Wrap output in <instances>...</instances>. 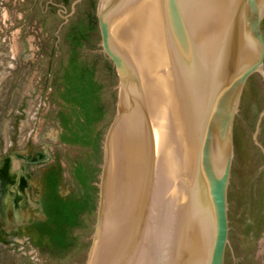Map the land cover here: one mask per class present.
<instances>
[{"label":"water","instance_id":"obj_1","mask_svg":"<svg viewBox=\"0 0 264 264\" xmlns=\"http://www.w3.org/2000/svg\"><path fill=\"white\" fill-rule=\"evenodd\" d=\"M96 18L119 85L127 68L97 264H264V0H99Z\"/></svg>","mask_w":264,"mask_h":264},{"label":"rangeland","instance_id":"obj_2","mask_svg":"<svg viewBox=\"0 0 264 264\" xmlns=\"http://www.w3.org/2000/svg\"><path fill=\"white\" fill-rule=\"evenodd\" d=\"M99 0H0V264H86L97 224L93 208L75 223L62 202L79 200L81 164L98 182L102 142L116 113L119 80L102 52ZM92 26L78 47L71 28ZM100 85L102 117L93 123L100 149L65 143L77 109L60 98L72 50Z\"/></svg>","mask_w":264,"mask_h":264},{"label":"trees","instance_id":"obj_3","mask_svg":"<svg viewBox=\"0 0 264 264\" xmlns=\"http://www.w3.org/2000/svg\"><path fill=\"white\" fill-rule=\"evenodd\" d=\"M92 30L90 24L78 25L71 28L67 34V39L73 43V47L81 45L89 37ZM100 85L94 79L92 68L77 59L75 49L72 50L67 64L63 67L60 98L67 105L77 109V117L72 126H65L66 132L61 136V140L67 143H79L83 146L93 145L98 150V143L91 139V125L102 117V108L99 104ZM75 179L87 188V203L82 209L91 210L96 198L97 187L92 184L95 181V173H81V165L73 169ZM63 216L67 223H75V213L68 215L63 208Z\"/></svg>","mask_w":264,"mask_h":264},{"label":"bare ground","instance_id":"obj_4","mask_svg":"<svg viewBox=\"0 0 264 264\" xmlns=\"http://www.w3.org/2000/svg\"><path fill=\"white\" fill-rule=\"evenodd\" d=\"M117 17V16H116ZM111 36H112V43L113 46L116 50V52L118 53L119 57L122 59V61L125 64L126 67V60H125V54H124V49H123V45H122V41L120 39V36L118 34L117 31V27H116V18L115 21L112 25L111 28ZM126 79H127V68H126V74L125 77L122 78L121 83L119 85V94H118V112H117V117L116 120L107 136L106 139V143H105V149H106V165H105V171H104V175H103V182H102V208H101V219H100V223H99V231L96 237V242H95V248L93 250V254L91 257V262L90 264H97V255H98V240H99V232H100V226H101V221H102V214H103V208H104V200H105V190H106V170H107V160H108V153H109V149H110V145H111V141H112V136L113 133L115 131L116 125H117V120H118V115H119V110H120V105H121V100H122V96H123V92L125 89V85H126Z\"/></svg>","mask_w":264,"mask_h":264},{"label":"flooded vegetation","instance_id":"obj_5","mask_svg":"<svg viewBox=\"0 0 264 264\" xmlns=\"http://www.w3.org/2000/svg\"><path fill=\"white\" fill-rule=\"evenodd\" d=\"M93 125V123H92ZM92 125H91V139L96 143L97 142V138L95 136V134H93V128H92ZM67 143V142H65ZM69 144H72V143H69ZM74 145H79V146H83L79 143H74ZM88 147H92V149L95 151V148L93 145H87ZM98 147L100 149V145L98 144ZM81 165V164H79ZM77 166V165H76ZM86 172H89L88 169H86V167L82 166L81 165V173L82 174H85ZM73 177L75 179V176H74V172H73ZM78 183V185L80 186V188L82 189V195L81 197L79 198V200H75V201H71V202H62V209L64 208V210L68 212V215H70L71 213H75V217H77V215L82 212V211H87L86 209H82L85 204L87 203V188L83 187L77 179H75ZM93 185H95V182L93 181L92 182ZM96 186V185H95ZM97 194V193H96ZM62 215L63 214V211H62ZM65 217V216H64ZM75 219V218H74Z\"/></svg>","mask_w":264,"mask_h":264}]
</instances>
